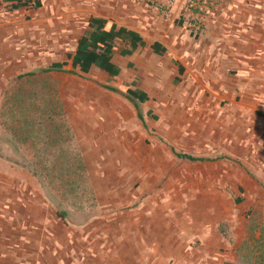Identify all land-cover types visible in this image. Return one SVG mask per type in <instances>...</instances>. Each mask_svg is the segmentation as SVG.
<instances>
[{"label": "crops", "instance_id": "1", "mask_svg": "<svg viewBox=\"0 0 264 264\" xmlns=\"http://www.w3.org/2000/svg\"><path fill=\"white\" fill-rule=\"evenodd\" d=\"M44 8L53 10L65 30L55 43H69L76 33L79 39L64 50L63 58L19 77L75 70L120 88L139 76V87L148 97L133 101L136 106L147 107V114L175 110L156 131L148 117L159 139L181 144L190 128L205 156L193 161L221 160L228 174L234 164L247 161L248 115L264 122V0H175L169 11L152 8L146 0H42L32 9ZM92 16L142 36L144 44L135 52L114 54L117 75L98 66L85 72L73 64L75 47ZM54 62L65 65L47 70ZM184 102H191L198 113L179 114ZM257 130L264 136V124ZM141 165L147 179L138 188L134 179L127 185H98L101 210L92 216L83 212L80 219L58 208L47 185L32 176L34 168L22 166L25 179L16 184L17 193L12 181L0 185V264H225L217 254L222 239H217L213 214L168 211V204L176 202L169 193L175 182H162L175 164ZM121 202L133 206L117 211Z\"/></svg>", "mask_w": 264, "mask_h": 264}, {"label": "rangeland", "instance_id": "2", "mask_svg": "<svg viewBox=\"0 0 264 264\" xmlns=\"http://www.w3.org/2000/svg\"><path fill=\"white\" fill-rule=\"evenodd\" d=\"M64 32L52 9L0 6V185L12 181L17 193L25 179L20 168L33 167L30 173L47 185L56 206L80 219L83 212L92 216L101 210L100 184L127 185L134 179L138 188L147 179L141 164L174 163L162 182H175L169 193L176 202L168 204V211L213 214L217 239H222L217 254L225 264H264V136L257 130L264 122L248 115V158L229 174L221 160L180 157L178 152L205 158L190 128L175 145L159 139L147 123L153 118L156 131L174 115L173 107L147 114L144 105L75 70L19 77L63 58L79 39L76 33L69 43H55ZM181 109L187 117L198 113L191 102ZM118 206L117 211H125L133 205Z\"/></svg>", "mask_w": 264, "mask_h": 264}, {"label": "trees", "instance_id": "3", "mask_svg": "<svg viewBox=\"0 0 264 264\" xmlns=\"http://www.w3.org/2000/svg\"><path fill=\"white\" fill-rule=\"evenodd\" d=\"M2 5H9L14 10L25 7L38 8L42 5V0H0V6ZM143 44L144 41L139 32L123 27L118 28V25L114 21L92 16L89 19V25L84 36L75 47L73 64L79 65L85 72L90 71L92 66H98L112 75H117L120 70L112 62L114 54L117 52H120L122 55L131 54ZM154 47L158 52L164 51L161 48L158 49V44H154ZM64 65L65 62H54L46 69L59 70ZM32 73L30 72L28 75ZM140 84L141 78L138 76L131 84H123L120 88L109 85L106 87L124 94L132 101H145L148 95L140 89ZM130 85H134L136 88L131 89ZM177 154L183 158L197 159L195 156L187 153L178 152ZM27 167L31 169L30 166L27 165ZM64 213V210H60L62 217H64Z\"/></svg>", "mask_w": 264, "mask_h": 264}, {"label": "built area", "instance_id": "4", "mask_svg": "<svg viewBox=\"0 0 264 264\" xmlns=\"http://www.w3.org/2000/svg\"><path fill=\"white\" fill-rule=\"evenodd\" d=\"M151 1L149 3V5L151 7H157L158 9H165L166 11H169L170 10V6H172V4L175 2V0H168L166 3H164L163 1L161 0H149Z\"/></svg>", "mask_w": 264, "mask_h": 264}]
</instances>
